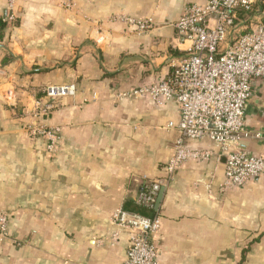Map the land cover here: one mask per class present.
<instances>
[{"label":"crops","instance_id":"0c3cea01","mask_svg":"<svg viewBox=\"0 0 264 264\" xmlns=\"http://www.w3.org/2000/svg\"><path fill=\"white\" fill-rule=\"evenodd\" d=\"M207 0H16L0 41V264H121L128 233L116 210L159 215L158 264H264V176L222 189L218 147L190 159L150 207L136 203L149 180L165 176L178 131L172 101L122 93L165 78L189 47L172 22ZM119 15L151 18L136 32ZM11 57L2 64V58ZM49 84H73L45 124L53 149L31 130ZM247 125L264 133V82L246 107ZM243 146L264 151V140ZM114 234L116 235L115 237Z\"/></svg>","mask_w":264,"mask_h":264},{"label":"built area","instance_id":"2783aa9c","mask_svg":"<svg viewBox=\"0 0 264 264\" xmlns=\"http://www.w3.org/2000/svg\"><path fill=\"white\" fill-rule=\"evenodd\" d=\"M16 0H7V20H14ZM69 7L71 0H57ZM118 20L136 32H147L151 18L119 15ZM176 37L189 42L185 54L171 63V71L157 82L122 93V96H149L154 102L172 101L179 119L169 122L178 131L173 154L164 166L165 176L149 180L136 203L151 207L162 186L190 159L205 160L208 150L191 144L208 140L218 147L217 160L224 166L222 189L242 186L264 176V151L246 149L250 140H264V133L251 129L246 107L264 82V0H207L188 4L172 22ZM44 97L36 101L33 115L38 118L31 132L44 137L53 149L58 128L45 124L49 113L62 97L75 92L73 84H49ZM111 219L127 231L125 258L121 264H158L156 235L159 215L130 214L122 209ZM6 214L0 216V234L6 231ZM116 235L114 234L113 237Z\"/></svg>","mask_w":264,"mask_h":264},{"label":"trees","instance_id":"16d2710c","mask_svg":"<svg viewBox=\"0 0 264 264\" xmlns=\"http://www.w3.org/2000/svg\"><path fill=\"white\" fill-rule=\"evenodd\" d=\"M7 25H8L7 21H4L3 18L0 17V41L3 39V36H4V34H3V30L7 27ZM9 60H11V57H10L8 54H6V55L2 58L1 63H2V64L7 63ZM42 95H43V96H42L41 98L44 97V92H43ZM47 117H48V116H47ZM46 119H47V118H46ZM150 208H151V207H150ZM140 215H142V214H140ZM144 216H146V215H144Z\"/></svg>","mask_w":264,"mask_h":264},{"label":"water","instance_id":"95a60500","mask_svg":"<svg viewBox=\"0 0 264 264\" xmlns=\"http://www.w3.org/2000/svg\"><path fill=\"white\" fill-rule=\"evenodd\" d=\"M161 194H162V190H160V192H159V195H158V198H157V203H158V201L160 199Z\"/></svg>","mask_w":264,"mask_h":264},{"label":"rangeland","instance_id":"374dc122","mask_svg":"<svg viewBox=\"0 0 264 264\" xmlns=\"http://www.w3.org/2000/svg\"><path fill=\"white\" fill-rule=\"evenodd\" d=\"M13 21V20H12Z\"/></svg>","mask_w":264,"mask_h":264}]
</instances>
